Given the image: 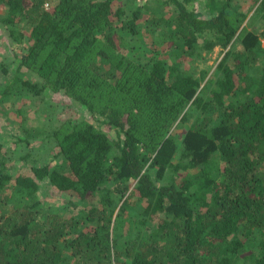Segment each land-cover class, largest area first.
I'll list each match as a JSON object with an SVG mask.
<instances>
[{"label":"trees","instance_id":"trees-1","mask_svg":"<svg viewBox=\"0 0 264 264\" xmlns=\"http://www.w3.org/2000/svg\"><path fill=\"white\" fill-rule=\"evenodd\" d=\"M243 1L0 0L23 45L0 62V116L30 163L13 176L0 142V264H264V0L249 19ZM149 40L224 54L210 75L142 61ZM52 92L90 119L61 120Z\"/></svg>","mask_w":264,"mask_h":264},{"label":"rangeland","instance_id":"rangeland-1","mask_svg":"<svg viewBox=\"0 0 264 264\" xmlns=\"http://www.w3.org/2000/svg\"><path fill=\"white\" fill-rule=\"evenodd\" d=\"M152 4L158 5L159 7L163 6V4L160 2L157 3V0H151ZM140 5H143L145 3V1H140L138 2ZM258 5L259 3L256 4L255 0H244L242 2V14L247 15V19H249L250 17H252L258 10ZM198 10L200 12H202L203 15H207V12L205 10V6L204 4H197L196 5ZM162 8V7H161ZM170 12L168 10H165V14L168 15ZM141 21L137 24H140ZM8 33L5 30L0 29V62L6 61V60H11L13 58V55L15 52L21 51L23 48V45H16L11 39L8 38ZM149 37H151L149 35ZM263 43H264V39H263ZM239 45V42H237L235 44V46ZM240 48V47H239ZM171 51H173L172 47L169 46L167 44V42H162L159 43L158 40L156 42H151V40L148 41V43L146 44L145 49L142 52V61H146V59H162L164 61H166L169 65H176V64H182V67H188L190 64L195 65L199 70H205L206 68L210 69V75L212 74V72L214 71L216 65L218 64V62L222 59L223 57V51L221 48H216L213 52H206V51H202L200 57H189L188 60H183V57L178 58L175 55L170 56ZM187 59V58H186ZM183 60V61H181ZM181 67V66H180ZM62 95V93H50V96H48L46 99H51V102L54 103V105L58 106L59 110H60V116L62 117L61 120H65L67 117L70 118H77V117H83L86 119H90L89 118V114L86 112V110H84L83 107L77 106L75 104L70 103L71 100H69L68 98H66V96H64L63 98H60ZM53 99V101H52ZM28 100V99H27ZM16 100H14L15 102ZM64 103L65 107H61L60 104ZM26 109H29L27 111H29V117L30 120L33 122H35L34 120V113L36 112V109L32 106H30V101H27V104L25 106ZM43 114L42 115H35V118L37 119L38 123L40 124L43 120ZM6 116L2 115L0 116V142L4 143L5 148H7V150L9 151L10 155H9V168H10V173L15 176V174L17 173V171H19V167L22 166H26V165H30V163H24L26 158L24 157L26 155V151H23V148L26 146L25 143H22L21 141L18 140L17 136L15 134H20L18 130L15 129V132L12 131L13 127L12 125H10V123H8L5 120ZM7 119V118H6ZM41 125H43L44 127H47V129H49L50 126L54 127V124L51 122H43L41 123ZM104 128L106 130H109V132L111 133V135H113V137L115 136L114 134V130L113 129H109L108 126H104ZM173 132L175 133V135H177L178 139H181L182 136L185 133V129H184V125H182L181 127H177L175 126ZM180 142V140H179ZM40 144L39 140H31V145L30 146H38ZM41 152L39 154H41L42 156L40 158V161H37L38 167H44L45 165H50V166H54L53 164L55 163H51L50 161L54 155V152L48 149V146H45V148H41L40 150ZM32 154H37L34 152H30ZM34 158H36V156H33ZM26 170H28V168H21L20 171L22 172H26ZM197 170H193L190 171L191 173L196 172ZM153 177H155V173L154 171L152 172ZM182 178H177L176 177V183L180 184L182 183ZM14 180L12 181L11 185H14ZM40 184L42 186L43 189L40 190L39 192V196L43 201L46 202H50L53 204H63L64 200L66 197H72V194L68 193L67 195L65 194H61V196L59 195H54L52 193V191L50 190L49 186H47L46 181H40ZM73 201L77 204L80 203L79 198L77 196H73ZM71 210L72 213H74L76 216H80L81 214V208H78L76 206H71ZM251 251H256L255 250H248V252Z\"/></svg>","mask_w":264,"mask_h":264}]
</instances>
